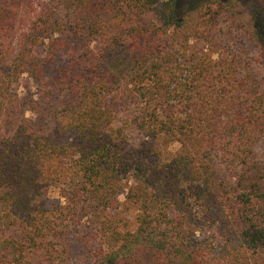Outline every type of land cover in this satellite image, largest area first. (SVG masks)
Here are the masks:
<instances>
[{"label": "trees", "instance_id": "1", "mask_svg": "<svg viewBox=\"0 0 264 264\" xmlns=\"http://www.w3.org/2000/svg\"><path fill=\"white\" fill-rule=\"evenodd\" d=\"M229 7L0 0V264H264V89L217 44Z\"/></svg>", "mask_w": 264, "mask_h": 264}, {"label": "rangeland", "instance_id": "2", "mask_svg": "<svg viewBox=\"0 0 264 264\" xmlns=\"http://www.w3.org/2000/svg\"><path fill=\"white\" fill-rule=\"evenodd\" d=\"M45 1V0H36ZM206 0H181V4L188 6L190 3H201ZM223 3H230V7L223 11L220 19V26L218 28V41L220 51L227 57H232L233 52L240 50L244 54V59L248 61V65L255 73L257 79L264 89V50L260 48L259 44L252 37L253 28L249 18L252 17L260 21L262 31H264V0H222ZM236 1V2H233ZM238 3V4H237ZM218 9V7H215ZM258 25V26H259ZM257 26V27H258ZM259 26V27H260ZM18 91L22 97L23 108L27 109L33 99H37L40 94L38 85L31 81L28 76H25L17 85ZM178 145H171L168 147V153L176 151ZM64 198L58 191H52L45 200V206L49 209L58 208L64 204ZM130 217L135 216V213L126 208L122 209L114 220L118 222L119 226H123L131 221ZM88 217H84L80 225L72 226V234L79 237L81 232H91L92 225Z\"/></svg>", "mask_w": 264, "mask_h": 264}]
</instances>
